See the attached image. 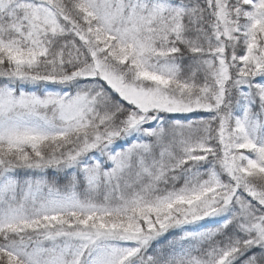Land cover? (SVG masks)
<instances>
[{
  "label": "snow or ice",
  "instance_id": "1",
  "mask_svg": "<svg viewBox=\"0 0 264 264\" xmlns=\"http://www.w3.org/2000/svg\"><path fill=\"white\" fill-rule=\"evenodd\" d=\"M0 264H264V0H0Z\"/></svg>",
  "mask_w": 264,
  "mask_h": 264
}]
</instances>
